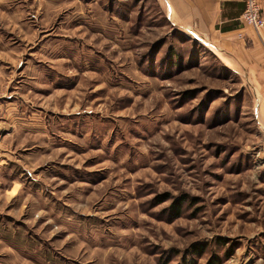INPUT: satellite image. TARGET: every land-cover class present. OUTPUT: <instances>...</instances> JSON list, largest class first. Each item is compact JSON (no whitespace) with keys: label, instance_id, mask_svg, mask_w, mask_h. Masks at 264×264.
<instances>
[{"label":"rangeland","instance_id":"rangeland-1","mask_svg":"<svg viewBox=\"0 0 264 264\" xmlns=\"http://www.w3.org/2000/svg\"><path fill=\"white\" fill-rule=\"evenodd\" d=\"M164 11L0 0V264H264V101Z\"/></svg>","mask_w":264,"mask_h":264},{"label":"crops","instance_id":"crops-1","mask_svg":"<svg viewBox=\"0 0 264 264\" xmlns=\"http://www.w3.org/2000/svg\"><path fill=\"white\" fill-rule=\"evenodd\" d=\"M171 24L182 30L196 31L208 39L222 59L231 62L236 71L251 79L264 101V30L256 32L243 28L238 9L225 3H242L246 0H159ZM264 8V0H260ZM229 29L223 32L222 28ZM264 120V115L261 116Z\"/></svg>","mask_w":264,"mask_h":264},{"label":"built area","instance_id":"built-area-1","mask_svg":"<svg viewBox=\"0 0 264 264\" xmlns=\"http://www.w3.org/2000/svg\"><path fill=\"white\" fill-rule=\"evenodd\" d=\"M241 21L256 32L264 30V11L260 0H246Z\"/></svg>","mask_w":264,"mask_h":264},{"label":"trees","instance_id":"trees-1","mask_svg":"<svg viewBox=\"0 0 264 264\" xmlns=\"http://www.w3.org/2000/svg\"><path fill=\"white\" fill-rule=\"evenodd\" d=\"M229 6L228 8V11H230V9H238L239 10V13H242L243 11H244V9H245V5H246V1H244V2H242V3H225L224 4V6L226 7V6ZM234 16V14H233V12H229V13H227V11L225 12L224 11V17H229L230 19H231V17H233ZM220 30H222L223 32H226L227 30H229V29H226V28H222V29H220ZM180 206H181V203L180 202H178V203H176V204H174V208H178V212H177V214H176V217L178 218V217H180V213H179V209H180Z\"/></svg>","mask_w":264,"mask_h":264}]
</instances>
